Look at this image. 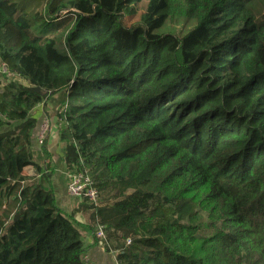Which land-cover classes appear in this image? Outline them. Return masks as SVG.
Returning a JSON list of instances; mask_svg holds the SVG:
<instances>
[{"label": "trees", "instance_id": "trees-1", "mask_svg": "<svg viewBox=\"0 0 264 264\" xmlns=\"http://www.w3.org/2000/svg\"><path fill=\"white\" fill-rule=\"evenodd\" d=\"M1 63L0 264H84L99 225L117 264H264V0H0ZM61 90L70 211L33 145Z\"/></svg>", "mask_w": 264, "mask_h": 264}, {"label": "crops", "instance_id": "crops-1", "mask_svg": "<svg viewBox=\"0 0 264 264\" xmlns=\"http://www.w3.org/2000/svg\"><path fill=\"white\" fill-rule=\"evenodd\" d=\"M66 101H68V92L61 90L46 99L45 103H40L34 107L32 114L36 117L38 125L44 117L49 118L50 121V130L46 137L47 150L50 153L49 158L42 157L40 146L35 142L36 138H34L33 145L37 160L42 164L49 162L52 168L51 183L57 205L66 211H70L78 201L70 196L66 189L67 168L63 159L62 143L59 139L60 122L57 117L58 107ZM28 170L32 171L30 167H28ZM76 216L81 222H87L82 212H78ZM81 234L85 246L81 256L84 264H116L114 253L104 248L99 239L100 237L93 236L87 230H82ZM95 236L99 240L95 241Z\"/></svg>", "mask_w": 264, "mask_h": 264}, {"label": "built area", "instance_id": "built-area-1", "mask_svg": "<svg viewBox=\"0 0 264 264\" xmlns=\"http://www.w3.org/2000/svg\"><path fill=\"white\" fill-rule=\"evenodd\" d=\"M0 71L7 76L13 75L14 73L9 71L6 66L1 63ZM66 104L59 108V111H63ZM50 130L49 118L44 117L39 125L38 131L36 133V139L39 144L43 143ZM67 182L66 189L70 196L76 200H85L88 203L95 204L98 200L99 194L98 189L94 184V181L89 174L87 169L79 170L76 172H66ZM98 237H103V231L101 225L98 226V231L96 233ZM117 264V262H116Z\"/></svg>", "mask_w": 264, "mask_h": 264}, {"label": "rangeland", "instance_id": "rangeland-1", "mask_svg": "<svg viewBox=\"0 0 264 264\" xmlns=\"http://www.w3.org/2000/svg\"><path fill=\"white\" fill-rule=\"evenodd\" d=\"M145 6V3L144 2H142V3H140L139 4V7L141 8V9H143V7ZM176 26V25H175ZM178 26H179V24H178ZM179 28V27H178Z\"/></svg>", "mask_w": 264, "mask_h": 264}]
</instances>
